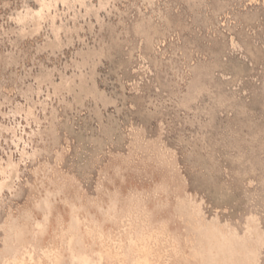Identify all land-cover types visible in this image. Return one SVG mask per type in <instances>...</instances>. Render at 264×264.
I'll return each instance as SVG.
<instances>
[{
	"label": "rangeland",
	"instance_id": "1",
	"mask_svg": "<svg viewBox=\"0 0 264 264\" xmlns=\"http://www.w3.org/2000/svg\"><path fill=\"white\" fill-rule=\"evenodd\" d=\"M0 264H264V0H0Z\"/></svg>",
	"mask_w": 264,
	"mask_h": 264
}]
</instances>
